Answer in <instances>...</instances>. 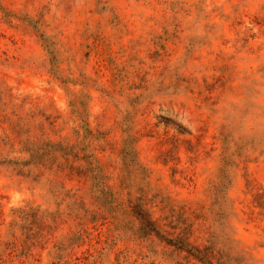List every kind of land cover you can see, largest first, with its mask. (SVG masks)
Wrapping results in <instances>:
<instances>
[{
    "label": "rangeland",
    "instance_id": "374dc122",
    "mask_svg": "<svg viewBox=\"0 0 264 264\" xmlns=\"http://www.w3.org/2000/svg\"><path fill=\"white\" fill-rule=\"evenodd\" d=\"M0 264H264V0H0Z\"/></svg>",
    "mask_w": 264,
    "mask_h": 264
},
{
    "label": "trees",
    "instance_id": "16d2710c",
    "mask_svg": "<svg viewBox=\"0 0 264 264\" xmlns=\"http://www.w3.org/2000/svg\"><path fill=\"white\" fill-rule=\"evenodd\" d=\"M25 151L28 154V158L26 160H23L22 162L13 161L15 165H19L17 170L18 172L30 167L38 168L46 164H53L55 160L60 158L78 159L79 157L80 160L84 162V166H82L81 169L89 176L88 178L91 179L92 187L96 188L94 200L98 203H100V201L105 203L104 201H106L109 197L108 185L104 181L98 161L92 155L80 154V150L76 147V145H67L61 142L54 143L52 141L45 140L40 143L30 145L28 150ZM123 154L127 155L128 153L125 152ZM141 221L144 222V229L158 234V232L155 231L154 222L149 219L148 215L144 213V217H142ZM179 242L178 244L181 246L180 248L187 246L181 244V241ZM183 243L185 242L183 241Z\"/></svg>",
    "mask_w": 264,
    "mask_h": 264
}]
</instances>
